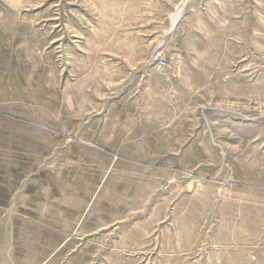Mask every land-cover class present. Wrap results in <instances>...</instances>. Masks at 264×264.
<instances>
[{
    "label": "rangeland",
    "instance_id": "obj_1",
    "mask_svg": "<svg viewBox=\"0 0 264 264\" xmlns=\"http://www.w3.org/2000/svg\"><path fill=\"white\" fill-rule=\"evenodd\" d=\"M0 264H264V0H0Z\"/></svg>",
    "mask_w": 264,
    "mask_h": 264
},
{
    "label": "built area",
    "instance_id": "obj_2",
    "mask_svg": "<svg viewBox=\"0 0 264 264\" xmlns=\"http://www.w3.org/2000/svg\"><path fill=\"white\" fill-rule=\"evenodd\" d=\"M158 67L160 69H166L170 67L169 61L168 59L164 58V57H160L158 59V63H157Z\"/></svg>",
    "mask_w": 264,
    "mask_h": 264
}]
</instances>
